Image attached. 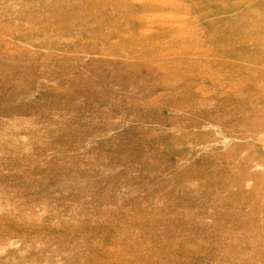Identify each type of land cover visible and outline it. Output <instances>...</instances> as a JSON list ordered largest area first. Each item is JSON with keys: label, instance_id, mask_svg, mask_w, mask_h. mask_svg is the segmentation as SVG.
Returning a JSON list of instances; mask_svg holds the SVG:
<instances>
[{"label": "rangeland", "instance_id": "obj_1", "mask_svg": "<svg viewBox=\"0 0 264 264\" xmlns=\"http://www.w3.org/2000/svg\"><path fill=\"white\" fill-rule=\"evenodd\" d=\"M0 264H264V0H0Z\"/></svg>", "mask_w": 264, "mask_h": 264}, {"label": "bare ground", "instance_id": "obj_2", "mask_svg": "<svg viewBox=\"0 0 264 264\" xmlns=\"http://www.w3.org/2000/svg\"><path fill=\"white\" fill-rule=\"evenodd\" d=\"M234 39V38H233Z\"/></svg>", "mask_w": 264, "mask_h": 264}]
</instances>
